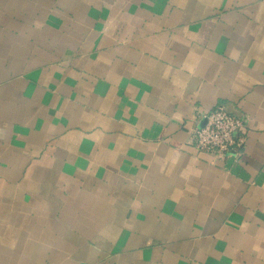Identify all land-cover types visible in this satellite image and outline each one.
Returning <instances> with one entry per match:
<instances>
[{
  "label": "crops",
  "instance_id": "obj_1",
  "mask_svg": "<svg viewBox=\"0 0 264 264\" xmlns=\"http://www.w3.org/2000/svg\"><path fill=\"white\" fill-rule=\"evenodd\" d=\"M0 264H264V0H0Z\"/></svg>",
  "mask_w": 264,
  "mask_h": 264
},
{
  "label": "built area",
  "instance_id": "obj_2",
  "mask_svg": "<svg viewBox=\"0 0 264 264\" xmlns=\"http://www.w3.org/2000/svg\"><path fill=\"white\" fill-rule=\"evenodd\" d=\"M206 123L195 130L196 147L225 159L238 153L244 146L247 121L231 113L224 105H218L205 115Z\"/></svg>",
  "mask_w": 264,
  "mask_h": 264
}]
</instances>
